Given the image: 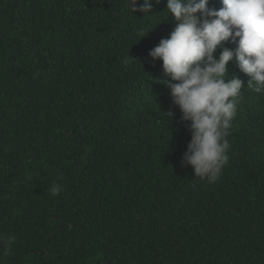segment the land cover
<instances>
[{
	"label": "trees",
	"instance_id": "16d2710c",
	"mask_svg": "<svg viewBox=\"0 0 264 264\" xmlns=\"http://www.w3.org/2000/svg\"><path fill=\"white\" fill-rule=\"evenodd\" d=\"M166 3L0 0V264H264V94L230 61L229 161L212 184L182 166L191 132L149 56Z\"/></svg>",
	"mask_w": 264,
	"mask_h": 264
},
{
	"label": "clouds",
	"instance_id": "9594fccd",
	"mask_svg": "<svg viewBox=\"0 0 264 264\" xmlns=\"http://www.w3.org/2000/svg\"><path fill=\"white\" fill-rule=\"evenodd\" d=\"M221 3L216 10L208 7L209 0H167V17L174 18L175 27L149 52L152 60L162 61L168 77L163 82L191 132L181 164L190 165L195 177L209 184L220 179L229 161L227 138L244 84L229 75V62L249 77L248 88L264 94V0ZM128 6L133 13L151 14L152 0H128ZM122 63L131 60L125 57ZM61 190L59 183L49 189L52 196ZM14 243L15 237L0 234L4 255L11 254Z\"/></svg>",
	"mask_w": 264,
	"mask_h": 264
}]
</instances>
